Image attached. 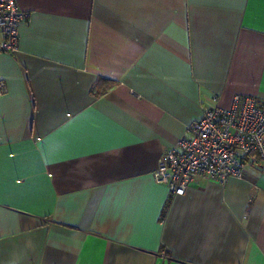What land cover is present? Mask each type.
<instances>
[{
  "label": "crops",
  "instance_id": "obj_1",
  "mask_svg": "<svg viewBox=\"0 0 264 264\" xmlns=\"http://www.w3.org/2000/svg\"><path fill=\"white\" fill-rule=\"evenodd\" d=\"M0 52V264H264V164L171 194L211 107L264 104V0H16Z\"/></svg>",
  "mask_w": 264,
  "mask_h": 264
},
{
  "label": "built area",
  "instance_id": "obj_2",
  "mask_svg": "<svg viewBox=\"0 0 264 264\" xmlns=\"http://www.w3.org/2000/svg\"><path fill=\"white\" fill-rule=\"evenodd\" d=\"M26 12L16 0H0V52L14 53ZM4 88L3 83L0 84ZM264 164V104L250 95H235L228 107H211L192 121L185 134L160 157L156 182L171 194H183L196 177L219 183L241 179L249 167Z\"/></svg>",
  "mask_w": 264,
  "mask_h": 264
}]
</instances>
